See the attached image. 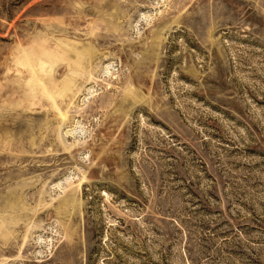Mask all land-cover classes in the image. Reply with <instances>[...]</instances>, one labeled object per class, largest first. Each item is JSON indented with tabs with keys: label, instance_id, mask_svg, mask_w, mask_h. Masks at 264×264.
I'll return each mask as SVG.
<instances>
[{
	"label": "rangeland",
	"instance_id": "1",
	"mask_svg": "<svg viewBox=\"0 0 264 264\" xmlns=\"http://www.w3.org/2000/svg\"><path fill=\"white\" fill-rule=\"evenodd\" d=\"M0 264H264V0H0Z\"/></svg>",
	"mask_w": 264,
	"mask_h": 264
}]
</instances>
